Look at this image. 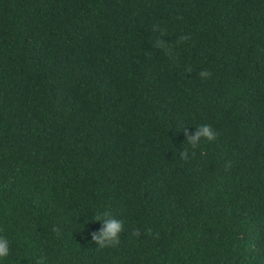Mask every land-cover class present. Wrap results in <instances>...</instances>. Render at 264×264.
<instances>
[{"label":"trees","instance_id":"1","mask_svg":"<svg viewBox=\"0 0 264 264\" xmlns=\"http://www.w3.org/2000/svg\"><path fill=\"white\" fill-rule=\"evenodd\" d=\"M0 234L5 264H264V0H0Z\"/></svg>","mask_w":264,"mask_h":264},{"label":"clouds","instance_id":"2","mask_svg":"<svg viewBox=\"0 0 264 264\" xmlns=\"http://www.w3.org/2000/svg\"><path fill=\"white\" fill-rule=\"evenodd\" d=\"M210 74L207 71L200 73L201 77H207ZM186 134V140L188 148H184L179 153V157L183 160L190 158L189 149H195L199 145L201 138L208 141L215 140L217 136V130L210 124L195 125V131L193 134H187V128L184 129ZM192 155L194 152L191 153ZM93 221L101 222V227L96 231L89 232L90 242L95 244L97 250L105 248L116 247L120 243V233L124 230V221L117 219L115 215L110 212L100 210L93 214L91 217ZM78 230L85 229L88 224L86 218L83 222H76ZM10 239L6 235L0 234V264H5L10 254Z\"/></svg>","mask_w":264,"mask_h":264}]
</instances>
